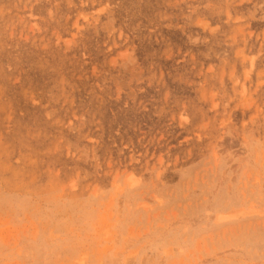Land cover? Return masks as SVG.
Instances as JSON below:
<instances>
[{
  "label": "rangeland",
  "instance_id": "obj_1",
  "mask_svg": "<svg viewBox=\"0 0 264 264\" xmlns=\"http://www.w3.org/2000/svg\"><path fill=\"white\" fill-rule=\"evenodd\" d=\"M0 264H264V0H0Z\"/></svg>",
  "mask_w": 264,
  "mask_h": 264
}]
</instances>
